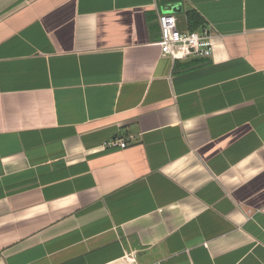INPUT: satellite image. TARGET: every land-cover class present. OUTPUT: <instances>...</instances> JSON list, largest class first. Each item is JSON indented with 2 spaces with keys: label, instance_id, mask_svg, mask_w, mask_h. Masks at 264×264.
I'll return each instance as SVG.
<instances>
[{
  "label": "crops",
  "instance_id": "1",
  "mask_svg": "<svg viewBox=\"0 0 264 264\" xmlns=\"http://www.w3.org/2000/svg\"><path fill=\"white\" fill-rule=\"evenodd\" d=\"M156 263L264 264V0H0V264Z\"/></svg>",
  "mask_w": 264,
  "mask_h": 264
},
{
  "label": "built area",
  "instance_id": "2",
  "mask_svg": "<svg viewBox=\"0 0 264 264\" xmlns=\"http://www.w3.org/2000/svg\"><path fill=\"white\" fill-rule=\"evenodd\" d=\"M160 28L161 54L172 59L196 57L199 59L210 58L213 53V41L210 31L202 24L199 29L193 31H180L177 27V19L169 10L158 12ZM110 146L124 148L126 141L122 138H113L107 143ZM159 264V263H156Z\"/></svg>",
  "mask_w": 264,
  "mask_h": 264
},
{
  "label": "trees",
  "instance_id": "3",
  "mask_svg": "<svg viewBox=\"0 0 264 264\" xmlns=\"http://www.w3.org/2000/svg\"><path fill=\"white\" fill-rule=\"evenodd\" d=\"M188 29L193 31L197 29L202 23V18L194 11H189L187 13Z\"/></svg>",
  "mask_w": 264,
  "mask_h": 264
},
{
  "label": "water",
  "instance_id": "4",
  "mask_svg": "<svg viewBox=\"0 0 264 264\" xmlns=\"http://www.w3.org/2000/svg\"><path fill=\"white\" fill-rule=\"evenodd\" d=\"M171 13L174 11V9H172V10H169Z\"/></svg>",
  "mask_w": 264,
  "mask_h": 264
}]
</instances>
